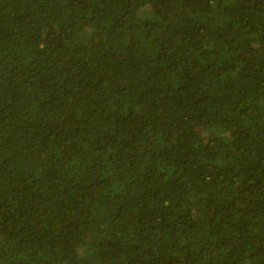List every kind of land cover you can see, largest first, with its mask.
<instances>
[{
  "label": "trees",
  "instance_id": "1",
  "mask_svg": "<svg viewBox=\"0 0 264 264\" xmlns=\"http://www.w3.org/2000/svg\"><path fill=\"white\" fill-rule=\"evenodd\" d=\"M0 264H264V0H0Z\"/></svg>",
  "mask_w": 264,
  "mask_h": 264
}]
</instances>
